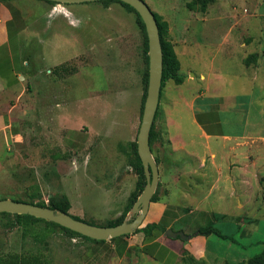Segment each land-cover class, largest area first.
Returning <instances> with one entry per match:
<instances>
[{"label": "rangeland", "instance_id": "obj_1", "mask_svg": "<svg viewBox=\"0 0 264 264\" xmlns=\"http://www.w3.org/2000/svg\"><path fill=\"white\" fill-rule=\"evenodd\" d=\"M145 1L168 20L180 73L188 80L176 88L166 81L156 122L169 108L163 94L179 101L193 92L223 95L233 101L221 112L225 132L251 141L250 147L224 151L241 166L247 154L251 164L258 161L253 187L242 185L230 196L227 188L233 183L226 178L237 177L240 167L231 170L219 154L224 177L219 188L213 186L214 174L195 189L200 195L212 190L210 201L224 192L232 206L240 198L245 203L242 222H256L258 229L234 239L242 261L248 260L264 250V157L258 159L264 141L252 142L264 135V0H213L206 11L189 7L193 0ZM23 9L25 86L0 95V199L49 203L66 194L71 214L106 225L130 205L137 190L130 158L145 93V33L138 15L119 2L28 0ZM171 130L198 137L187 124ZM199 140L196 148L203 152L205 140ZM161 149L156 141L154 157ZM218 219L212 225L226 232ZM22 221L0 215V256L19 252L39 255L47 264H132L56 225Z\"/></svg>", "mask_w": 264, "mask_h": 264}, {"label": "crops", "instance_id": "obj_2", "mask_svg": "<svg viewBox=\"0 0 264 264\" xmlns=\"http://www.w3.org/2000/svg\"><path fill=\"white\" fill-rule=\"evenodd\" d=\"M25 1L28 0H0V95L14 93L25 86L27 61L21 50L22 34L27 21L23 9ZM187 81L184 78L182 84H176L172 80L169 85L176 88L185 85ZM163 97L169 108L163 110L164 116L159 123L156 122L157 130L161 133L159 142L162 147L157 154L160 159V198L151 201L141 227L150 228L98 244H103L109 253L115 257L118 255L120 260H131L132 264H239L247 261H242V252L235 245L237 242L234 236L251 235L258 229V224L246 220L242 222L241 209L245 206L242 199H239L237 206H232L226 201L228 198L224 192L218 193L211 201L209 194L212 190L206 195L195 192L200 184L205 185L204 182L214 174L217 177L213 186L219 188L224 177L223 169L216 159L219 154L222 158L229 159L224 149L230 148L235 152L237 147H250L251 141L244 140L246 136L225 132L221 112L233 101L223 95L201 96L194 92L189 99L183 97V101L174 100L165 94ZM174 114L178 116L174 117ZM185 124L198 131L197 138L171 130L172 126L181 129ZM199 139L205 140L201 141L205 148L203 152L196 148ZM254 140L264 141V135L252 138V142ZM261 144L264 145L263 142ZM189 145L192 148H188ZM244 157L247 160L244 166L237 159L228 160L231 170L237 164L240 167L237 177L234 175L231 178L228 175L226 178L233 183L231 188H227L230 196H236L242 185L250 188L257 183L258 161L255 159L251 164L248 161L252 160L251 155ZM263 157L264 153L258 159ZM240 176H243L242 180ZM258 183L261 184L260 181ZM129 214L130 212L127 215ZM217 218L218 221L223 220L226 232L216 228L227 238L214 233L198 234L199 229L212 225ZM168 230L183 231L186 238L180 235L170 237L166 234Z\"/></svg>", "mask_w": 264, "mask_h": 264}, {"label": "water", "instance_id": "obj_3", "mask_svg": "<svg viewBox=\"0 0 264 264\" xmlns=\"http://www.w3.org/2000/svg\"><path fill=\"white\" fill-rule=\"evenodd\" d=\"M60 4H74L95 2L101 0H51ZM131 5L140 14L145 23L149 43V82L147 97L144 104V111L141 125L137 136L138 153L144 166L147 184L138 200L130 210L125 221L114 226L94 225L80 220L60 210L44 207L25 201H17L10 198L0 199V213L24 214L45 219L57 223L65 228L80 233L84 236L96 239L107 240L122 235H128L142 227L144 219L149 211L150 203L157 190L160 171L158 163L153 155L150 144V135L155 121L156 113L160 104L161 89L164 71V56L161 42L159 24L153 10L145 0H120ZM170 237L180 235L186 238L183 231L168 230Z\"/></svg>", "mask_w": 264, "mask_h": 264}, {"label": "trees", "instance_id": "obj_4", "mask_svg": "<svg viewBox=\"0 0 264 264\" xmlns=\"http://www.w3.org/2000/svg\"><path fill=\"white\" fill-rule=\"evenodd\" d=\"M4 1H8V0H4ZM44 1H46L50 4H53V5L59 4V3L55 2V1H51V0H44ZM211 1H213V0H193L192 2H190L188 4V6L191 8H197V9L199 8L202 11H206L209 3ZM100 2H103L104 4H107V5L112 3V2H119L122 5H124L126 8H128L130 11L135 12L138 15L140 25H141L144 33H145L146 70H145V77H144L145 93H144V100H143L142 113H141V119H142V115H143V111H144V104H145V100L147 97L148 82H149V54H148L149 43H148V34H147L145 23L143 22L140 14L136 11V9L129 4H126L120 0H101ZM154 14H155V17H156L157 22L159 24L161 42H162V47H163V56H164V71H163V82H162V89H161V97H162V90L165 86L166 81L173 80L176 84H182L184 82V76L180 74L181 61H180L179 56L175 50V45L170 38V24H169L168 20H166L164 18V16L161 15L160 13L154 12ZM159 108L160 107H158L156 117H155V121L153 123L151 135H150V144H151V148H152L153 152H154L155 142L160 141V138H161V133L157 130V127H156V119L158 117ZM131 146H132V154H131V158H130V165L134 168L136 174L138 175L137 190L131 198L130 205L118 217L110 220L106 225H101V226H114V225L120 224L123 221H125L127 214L133 208L134 204L138 200L139 196L141 195L142 191L144 190V188L147 184L144 166H143V163H142L141 158H140L139 153H138L137 140L134 141L133 143H131ZM155 159H156L157 163L159 164L160 159L158 158V156L156 154H155ZM159 187H160V183L158 185V189L156 190V192L152 198V201L159 200V198H160L159 197ZM14 200L25 201V202L37 204V205L44 206V207H50V208L71 214L70 210L72 208V203L70 201V198L66 194L51 197L49 199V203H46L45 201L34 202V201H26V200H22V199H14ZM0 215H13L17 220H19V222L24 220L22 222L24 225H27V226L30 225L31 223L36 222V221H44V222L50 223L52 225H56L65 231H68L72 234L83 237L87 240H92L95 242H105L106 241V240H96V239L84 236L80 233H77V232L72 231L68 228H65V227H63L57 223H54V222H51V221H48L45 219L37 218V217L31 216V215L12 214V213H7V212L0 213ZM71 215L77 219H80V220L89 222L91 224L97 225L93 222L84 220V219L80 218L79 216H75L73 214H71ZM29 221H31V222H29ZM148 228H150V227H148V226L144 227V228L140 227L136 231H140L142 229L147 230ZM197 232H198V234H206V235L214 233V234L219 235L223 238H227L226 235H223L221 233V231L218 228L214 227L213 225H208L206 227H203V228L199 229ZM123 236H127V235H122L119 237H123ZM119 237L112 238V240H116ZM0 264H47V262L45 263L44 259L42 260V258L39 255L23 254V253H19V252H9L7 254L0 256ZM239 264H264V250L260 254L253 256L250 259H248L247 261L241 262Z\"/></svg>", "mask_w": 264, "mask_h": 264}]
</instances>
